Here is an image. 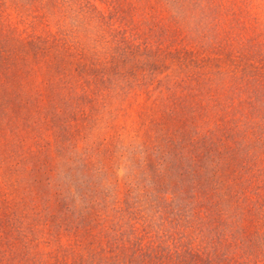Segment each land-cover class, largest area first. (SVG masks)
I'll return each mask as SVG.
<instances>
[{"label":"rangeland","instance_id":"1","mask_svg":"<svg viewBox=\"0 0 264 264\" xmlns=\"http://www.w3.org/2000/svg\"><path fill=\"white\" fill-rule=\"evenodd\" d=\"M0 264H264V0H0Z\"/></svg>","mask_w":264,"mask_h":264}]
</instances>
